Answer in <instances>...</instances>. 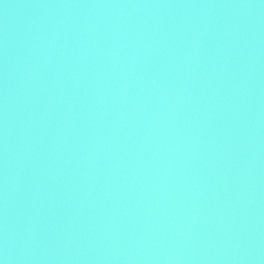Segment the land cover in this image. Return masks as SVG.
<instances>
[{
  "label": "water",
  "instance_id": "95a60500",
  "mask_svg": "<svg viewBox=\"0 0 264 264\" xmlns=\"http://www.w3.org/2000/svg\"><path fill=\"white\" fill-rule=\"evenodd\" d=\"M0 264H264V0H0Z\"/></svg>",
  "mask_w": 264,
  "mask_h": 264
}]
</instances>
